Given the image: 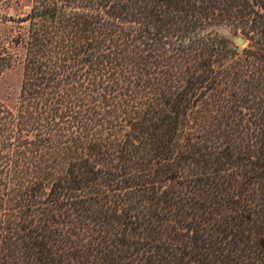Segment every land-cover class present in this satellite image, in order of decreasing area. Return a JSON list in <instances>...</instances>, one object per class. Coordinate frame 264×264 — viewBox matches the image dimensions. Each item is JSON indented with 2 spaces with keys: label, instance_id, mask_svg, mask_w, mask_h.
Instances as JSON below:
<instances>
[{
  "label": "trees",
  "instance_id": "obj_1",
  "mask_svg": "<svg viewBox=\"0 0 264 264\" xmlns=\"http://www.w3.org/2000/svg\"><path fill=\"white\" fill-rule=\"evenodd\" d=\"M32 3L0 101V200L31 211L1 229L91 263L264 264V0Z\"/></svg>",
  "mask_w": 264,
  "mask_h": 264
},
{
  "label": "rangeland",
  "instance_id": "obj_2",
  "mask_svg": "<svg viewBox=\"0 0 264 264\" xmlns=\"http://www.w3.org/2000/svg\"><path fill=\"white\" fill-rule=\"evenodd\" d=\"M32 0H0V54L12 56L6 63H1L0 69V101L9 105L15 103L21 93L24 80L25 47L18 44L19 34H26L29 27L28 15L32 8ZM204 34L237 38L225 24H215L204 31ZM243 38V37H242ZM244 39V38H243ZM245 40V39H244ZM238 44V43H237ZM239 45V44H238ZM247 43L240 45L245 47ZM31 208L13 201L0 200V223L21 218L27 224ZM0 225V264H102L103 260L91 261L87 258L75 260L68 254L63 258L59 248L47 250L41 246L34 249L27 247L25 241L6 233ZM71 253H73L71 251ZM191 264H194L193 262Z\"/></svg>",
  "mask_w": 264,
  "mask_h": 264
},
{
  "label": "water",
  "instance_id": "obj_3",
  "mask_svg": "<svg viewBox=\"0 0 264 264\" xmlns=\"http://www.w3.org/2000/svg\"><path fill=\"white\" fill-rule=\"evenodd\" d=\"M237 43H238L239 45H243V44L245 43V40H244L242 37H238V38H237Z\"/></svg>",
  "mask_w": 264,
  "mask_h": 264
}]
</instances>
